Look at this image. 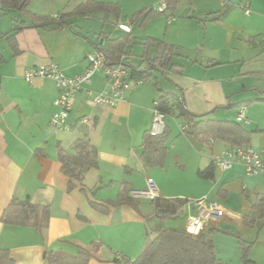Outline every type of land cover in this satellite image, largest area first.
Returning <instances> with one entry per match:
<instances>
[{
  "label": "crops",
  "instance_id": "crops-1",
  "mask_svg": "<svg viewBox=\"0 0 264 264\" xmlns=\"http://www.w3.org/2000/svg\"><path fill=\"white\" fill-rule=\"evenodd\" d=\"M86 1L31 0L29 13L0 4V249L7 250L16 264H48L44 260L47 250L77 254L80 248L92 252L89 264H127L128 260L138 258L156 236L157 227L150 232L148 222L153 217L158 219L152 200L133 198L130 194L131 191L146 190L149 178L154 180L159 197L188 201L179 211L178 215L183 213L185 216L184 226L179 228H186L187 216L193 212L191 201L205 197L207 201L222 202L219 205L227 210V215L208 224L204 233L219 230L230 234L228 228L236 223L239 229H251L253 234L246 235L253 238L258 227L247 225L245 220L252 213L251 200L264 195V172L249 177L244 166L237 163L225 171L214 166L212 179L199 175L201 170L213 165L212 154L230 148L229 144L220 140L213 145L203 144L183 134L181 126L187 122L174 114L166 118L165 129L169 134L164 165L147 166L142 154L144 135L153 121L154 102L165 94L177 96L173 99L176 113L178 104L184 103L192 114L209 115L218 121H236L239 108L245 106L249 123L242 126L251 133L247 146L264 150V101H261L264 88L247 80V74L259 73L231 71L221 77L215 67L222 63L210 54L202 56L204 48H199L203 43L211 45V38L192 39L186 33L188 25L195 22L201 26L204 23L203 32L212 25L227 26L233 13L241 10L249 17L250 27L237 29L256 44L258 31L253 29L264 23L262 5L256 0H241L237 8L229 6L225 0H215L216 5L207 3L203 7L197 3L198 11L194 10V13L199 17L195 15L194 19L189 14L178 16L184 0H96L119 5L120 15L96 13L68 17V25L59 28L55 22L61 14L72 12ZM160 3H169L170 9L162 15L173 16L175 20L171 23L167 20L164 35L157 31L144 35L139 64L135 65L132 60L130 49L134 41L124 60L127 69L149 70L154 77L133 87L127 93L126 101L115 107L92 106L87 92H79L68 119L69 130H55L51 125L56 111L54 102L59 95L55 82L37 79L29 84L24 79L25 72L54 62L68 76L82 74L89 65L88 55L96 50L95 44L103 47V39L99 38L101 34L117 39L127 34L116 27L118 23H124L131 25L129 35L134 39L133 25L150 27L161 15L143 23V14L156 9ZM225 4V13L220 17ZM241 5H247L251 14L246 15ZM123 13H126V22ZM37 16H48L49 21L39 20ZM204 17L206 21H202ZM111 18L115 21L114 28L120 32L117 36L99 31L100 22H97L96 29L91 27L92 22L89 24L92 19L108 23ZM231 28L233 32L236 30L233 23ZM196 29L202 30L199 26ZM259 34L263 33L259 31ZM147 39L174 46L176 55L171 63L182 68L157 66L154 69L157 49L154 44L146 48ZM157 74L168 79L172 86L163 89ZM150 79L152 84L148 83ZM91 89L95 92L108 89V80L102 71L94 75ZM84 142L96 150L98 165L84 174V192L79 182L69 192V178L61 171L59 152H73ZM170 156L177 166L175 169L183 177L180 181L171 182ZM15 199H29L34 205L49 207L48 219L38 222L40 229L34 225L18 227L3 223V213ZM93 203L109 209L100 211L93 207ZM260 229L261 236L264 229ZM211 236L217 253L214 232ZM117 255L127 261H116ZM254 261L258 263L257 259Z\"/></svg>",
  "mask_w": 264,
  "mask_h": 264
},
{
  "label": "trees",
  "instance_id": "trees-1",
  "mask_svg": "<svg viewBox=\"0 0 264 264\" xmlns=\"http://www.w3.org/2000/svg\"><path fill=\"white\" fill-rule=\"evenodd\" d=\"M31 0H0L3 7L9 9H16L21 13H29V5ZM167 10L170 9L169 3ZM227 4L219 16L225 13ZM120 7L113 3L98 2L96 0H87L86 2L77 6L72 12L68 14H61L58 21L59 28L67 26V18L75 16H89L96 13H104L106 15H120ZM156 9L147 10L143 14V23L149 19L162 15ZM37 19L49 21L48 16L38 17ZM139 19V18H138ZM135 21V19H132ZM100 39H103V47L95 44V51L103 53L109 65L122 64L126 68L124 60L127 59L128 48L132 45L134 39L131 35L125 34L117 39L111 38L109 35L101 34ZM156 45V56L154 58L155 66L166 68L170 66L173 68H182L172 62V58L176 55V48L168 45L160 40L147 39L144 46L146 48L151 45ZM127 69V68H126ZM131 79L146 81L150 77H154L149 70H142L131 67ZM177 99V96L172 94H165L157 101L159 102V109L167 116L176 114L179 118H185L186 125H188L187 134L200 141L203 144L213 145L215 141H223L231 147L247 146L250 142L251 133L248 132L242 124L237 121H218L210 118L209 115H195L187 110L184 103L178 104V113L171 106L169 101ZM261 101H264L261 99ZM169 132H165L160 136L151 135L150 131L144 135V151L142 159L147 166H163L166 155L167 146L166 138ZM59 158L62 165L61 171L69 178L68 191L75 189L76 182L82 186V191H85V186L82 184L84 174L90 169L97 167L98 159L94 148H91L86 142L78 144L73 152H59ZM199 175L206 179L214 177V165L201 170ZM126 202V201H125ZM127 203V202H126ZM156 208V215L158 219L167 217H176L179 211L188 203L184 199H167L158 197L152 200ZM93 207L106 212L108 207L103 204L93 203ZM252 213L247 216L246 224H253L254 220L259 221L260 227L264 226V195H257L254 200H251ZM49 207L38 206L31 203L29 199L25 201L13 200L3 213L2 221L5 225L24 227L34 225L40 229L39 220H47L49 217ZM157 227L156 236L149 242L144 251L127 264H229L221 261L216 253L211 234L202 233L199 236L190 235L186 228H166ZM239 239V244L242 249L241 264H258L253 259H250L249 252L252 243H247ZM92 258V252L88 249L80 248L77 254H70L63 250H47L44 253V260L48 264H89ZM117 261V260H116ZM0 264H16L14 259L10 256L7 250L0 249Z\"/></svg>",
  "mask_w": 264,
  "mask_h": 264
},
{
  "label": "built area",
  "instance_id": "built-area-1",
  "mask_svg": "<svg viewBox=\"0 0 264 264\" xmlns=\"http://www.w3.org/2000/svg\"><path fill=\"white\" fill-rule=\"evenodd\" d=\"M246 15L251 14L247 5H241ZM159 13L167 11V4L156 8ZM58 18V17H57ZM175 18L168 17L171 23ZM117 29L130 34L132 27L129 24L118 23ZM89 63L85 71L77 76L71 77L64 73L61 67L51 62L49 64L30 68L25 72L24 79L32 84L37 79H48L55 82L59 95L54 102L56 111L52 116L51 125L57 131H68V119L73 111L76 95L85 90L88 95L90 105H104L115 107L126 101L127 93L135 86L143 85V80L131 79L130 72L122 64L109 65L106 57L99 51H94L87 57ZM102 71L108 80V89L103 92H95L91 89L93 77L97 72ZM169 106L175 108V102L169 101ZM245 106H241L238 111L236 121L240 124H248L247 111ZM168 116L159 109V102L155 101L153 106V121L150 133L153 136H160L165 132L166 118ZM188 125L181 126V132L187 134ZM212 163L220 170H229L235 164H241L245 168L246 175L249 177L260 175L264 172V150H256L250 146L230 147L211 156ZM133 198H144L154 200L159 197V190L153 179L147 180V188L143 191H131ZM193 212L187 216L186 230L192 236L201 235L206 226L218 222L227 215V210L216 202L207 201L205 197L191 201ZM118 262L127 261L123 256L117 255Z\"/></svg>",
  "mask_w": 264,
  "mask_h": 264
},
{
  "label": "rangeland",
  "instance_id": "rangeland-1",
  "mask_svg": "<svg viewBox=\"0 0 264 264\" xmlns=\"http://www.w3.org/2000/svg\"><path fill=\"white\" fill-rule=\"evenodd\" d=\"M225 1L228 2L229 6L231 4V6H235L237 8V5L241 0H225ZM256 2L260 3L262 5V8L264 9V0H256ZM197 3L198 6L203 7L206 6L207 3H210V5H212V3L216 5L217 1L184 0L180 6V11L178 13V16L186 17L189 14L191 15V17H194L195 15H196L195 17H199L197 14L194 13V10L196 12L198 11ZM159 5H162V3H160ZM157 7L158 6H156V8ZM261 15L264 16V14ZM125 17H126V13H123V21L126 22ZM168 17H169L168 15H161L159 18L155 19L148 28L147 27L141 28L139 24L133 25L134 43L130 50L133 53L132 60L133 63H135V65L139 64L141 60L139 58V55H141L142 53V40L144 39V37L149 35L150 31L152 33L154 31L155 32L157 31L158 34L160 33L164 35L167 26ZM205 18L206 17H204L202 21H206ZM92 20L93 21H90L89 24L92 22V24L90 25L93 29H96V26L98 24L97 22H100L99 31L104 30L105 32L108 33L112 32L115 36L120 34V32L114 28L113 23L115 21L113 20V18H111L108 23H104L103 21H96L97 19H92ZM248 20L249 17L244 16L241 10L239 11L237 10L236 13H233V17H231V20L227 21L228 22L227 26L223 24L212 25L207 32H203L202 28H205L204 23L201 26L195 22L192 25H188V30L186 33L187 35L192 37V39L204 40L205 36H208V39L211 38L212 40L211 45L205 46V44L208 43H203L201 44L203 46L200 45L199 48L200 50L204 48L202 56L210 54L215 59H217L218 62L222 63L223 67L222 65L219 67H215L217 72H220V74L222 75L221 77L235 71L237 72L242 71V73L244 74L249 72L251 73V71L252 72L256 71L259 74L258 75L247 74V80L250 83H254L264 88V23L263 25L259 24L256 30L253 29L254 31H258L256 44H253L249 39L250 36L243 37L240 31L238 30L239 28L250 27ZM210 21H213V18L210 19ZM231 21L233 23V27L236 28L234 32L232 31L231 28V24H232ZM196 26H199L202 30H197ZM259 31H261L263 34H259ZM189 43H191V40H189ZM189 53L192 56L194 55V52H189ZM157 76L159 78V83L163 89L172 86V83H170L168 79H166L165 77L159 74H157ZM148 83L152 84L153 80L150 79ZM168 166L171 170L170 173L171 182L180 181V179L183 177L181 173H179L175 169V167L177 166L171 156L168 159ZM184 221H185V216L182 213L178 215V217H167L164 219H155L153 217L148 222L150 224L149 226L150 232L153 233L152 230L155 229L156 226H159L162 229H166L170 227L179 228L184 226ZM258 223L259 221L257 219H255L253 222V224L258 227V229L254 231L253 238H248L246 235V234L249 235L253 234V232L250 231L251 229L249 230L248 227H244V229H239L236 223L231 224L230 228H228V230L231 231L229 232L230 234H225L219 230L214 231V241L217 248L218 258L222 259L224 262L227 263L241 264L242 249L239 244V239L237 238L238 236L243 241L253 244L249 252L250 259H254V260L257 259L259 264H264V230H263L264 227H260ZM259 229L263 230L261 236L258 233ZM232 234H234L235 236Z\"/></svg>",
  "mask_w": 264,
  "mask_h": 264
}]
</instances>
